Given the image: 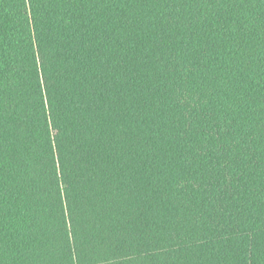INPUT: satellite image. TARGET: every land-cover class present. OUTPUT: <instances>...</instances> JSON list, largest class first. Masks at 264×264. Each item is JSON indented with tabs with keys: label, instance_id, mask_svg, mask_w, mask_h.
Masks as SVG:
<instances>
[{
	"label": "trees",
	"instance_id": "trees-1",
	"mask_svg": "<svg viewBox=\"0 0 264 264\" xmlns=\"http://www.w3.org/2000/svg\"><path fill=\"white\" fill-rule=\"evenodd\" d=\"M0 264H264V0H0Z\"/></svg>",
	"mask_w": 264,
	"mask_h": 264
}]
</instances>
